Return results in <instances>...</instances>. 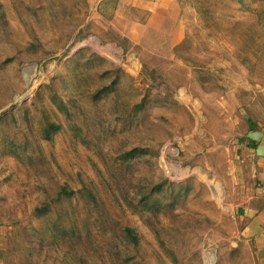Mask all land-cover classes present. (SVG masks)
Masks as SVG:
<instances>
[{
  "label": "rangeland",
  "instance_id": "rangeland-1",
  "mask_svg": "<svg viewBox=\"0 0 264 264\" xmlns=\"http://www.w3.org/2000/svg\"><path fill=\"white\" fill-rule=\"evenodd\" d=\"M256 122L264 0H0V264H264Z\"/></svg>",
  "mask_w": 264,
  "mask_h": 264
},
{
  "label": "crops",
  "instance_id": "crops-1",
  "mask_svg": "<svg viewBox=\"0 0 264 264\" xmlns=\"http://www.w3.org/2000/svg\"><path fill=\"white\" fill-rule=\"evenodd\" d=\"M133 0H129L131 2ZM136 2L138 0H135ZM246 147L239 167L235 168L237 178L253 198L242 205L245 212L243 234L264 247V122H256L249 132ZM248 156V159H246Z\"/></svg>",
  "mask_w": 264,
  "mask_h": 264
}]
</instances>
